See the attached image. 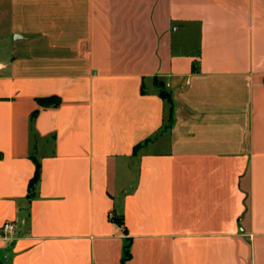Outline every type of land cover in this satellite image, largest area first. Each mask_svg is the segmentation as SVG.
<instances>
[{
	"label": "crops",
	"instance_id": "0c3cea01",
	"mask_svg": "<svg viewBox=\"0 0 264 264\" xmlns=\"http://www.w3.org/2000/svg\"><path fill=\"white\" fill-rule=\"evenodd\" d=\"M2 4L0 264H264V0Z\"/></svg>",
	"mask_w": 264,
	"mask_h": 264
},
{
	"label": "trees",
	"instance_id": "16d2710c",
	"mask_svg": "<svg viewBox=\"0 0 264 264\" xmlns=\"http://www.w3.org/2000/svg\"><path fill=\"white\" fill-rule=\"evenodd\" d=\"M192 70L197 71L195 64L193 65ZM162 89L163 90L159 92V96L163 101L166 102L168 106V116H167V120L163 128L164 130H167L171 127L172 122H173V101H172V97L170 93L167 92L164 88ZM35 101L37 105L40 106L41 108H55L60 105V99L56 96H51V97H46V98H37L35 99ZM37 113H38L37 110L32 112L30 116V124L33 122ZM136 151H137V147L134 149V153H136ZM33 160L35 164V172L28 186V191L30 192V194L34 193L36 186L38 184V181H39V177H40V165L35 158H33ZM111 212H112V217L109 218L110 222L122 228V231L125 236L123 247H122V257H121V263L125 264L131 258V254H130L131 238L128 236L127 230L124 225L122 214L117 213L116 210H112Z\"/></svg>",
	"mask_w": 264,
	"mask_h": 264
},
{
	"label": "built area",
	"instance_id": "2783aa9c",
	"mask_svg": "<svg viewBox=\"0 0 264 264\" xmlns=\"http://www.w3.org/2000/svg\"><path fill=\"white\" fill-rule=\"evenodd\" d=\"M111 217H112V212L109 213V218H111ZM15 230H16V225L14 223L6 222L1 226L0 233L4 237H8V235L15 232Z\"/></svg>",
	"mask_w": 264,
	"mask_h": 264
},
{
	"label": "rangeland",
	"instance_id": "374dc122",
	"mask_svg": "<svg viewBox=\"0 0 264 264\" xmlns=\"http://www.w3.org/2000/svg\"><path fill=\"white\" fill-rule=\"evenodd\" d=\"M0 7L4 8L5 7V4L0 5ZM4 28H5V21L2 20V23L0 24V29H2V31H3ZM12 38L14 39L15 36H13ZM5 56H6L5 46H4V44L2 45L0 43V58H3Z\"/></svg>",
	"mask_w": 264,
	"mask_h": 264
},
{
	"label": "water",
	"instance_id": "95a60500",
	"mask_svg": "<svg viewBox=\"0 0 264 264\" xmlns=\"http://www.w3.org/2000/svg\"><path fill=\"white\" fill-rule=\"evenodd\" d=\"M0 67H1V65H0Z\"/></svg>",
	"mask_w": 264,
	"mask_h": 264
}]
</instances>
